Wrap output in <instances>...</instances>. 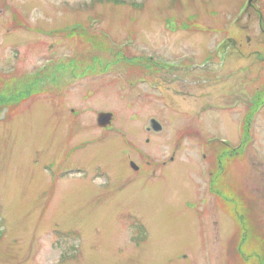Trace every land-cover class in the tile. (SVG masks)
I'll return each mask as SVG.
<instances>
[{
    "label": "rangeland",
    "instance_id": "rangeland-1",
    "mask_svg": "<svg viewBox=\"0 0 264 264\" xmlns=\"http://www.w3.org/2000/svg\"><path fill=\"white\" fill-rule=\"evenodd\" d=\"M262 162L264 0H0V264H264Z\"/></svg>",
    "mask_w": 264,
    "mask_h": 264
},
{
    "label": "water",
    "instance_id": "water-1",
    "mask_svg": "<svg viewBox=\"0 0 264 264\" xmlns=\"http://www.w3.org/2000/svg\"><path fill=\"white\" fill-rule=\"evenodd\" d=\"M112 119L113 116L111 113H99L96 118L97 126L102 129L107 128L108 126H110ZM161 129L162 128L157 121H150L148 131L160 132ZM131 167L136 169L133 164H131Z\"/></svg>",
    "mask_w": 264,
    "mask_h": 264
},
{
    "label": "flooded vegetation",
    "instance_id": "flooded-vegetation-1",
    "mask_svg": "<svg viewBox=\"0 0 264 264\" xmlns=\"http://www.w3.org/2000/svg\"><path fill=\"white\" fill-rule=\"evenodd\" d=\"M226 147V149L228 148V146H225ZM242 146H238L235 150H239L240 148H241ZM223 153V152H222ZM203 158H205V157H203ZM264 165V164H263ZM261 174L264 176V169L263 170H261ZM207 177H209V184H208V186H210L208 189H207V193L209 194V195H211V194H213V192H212V188H211V184H212V182H213V177L215 178L216 177V174L214 175L212 172H209V170L207 169L206 170V179H207Z\"/></svg>",
    "mask_w": 264,
    "mask_h": 264
}]
</instances>
